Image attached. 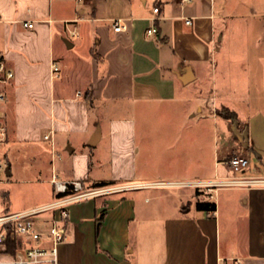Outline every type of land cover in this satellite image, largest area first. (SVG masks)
Returning <instances> with one entry per match:
<instances>
[{
	"label": "crops",
	"instance_id": "crops-1",
	"mask_svg": "<svg viewBox=\"0 0 264 264\" xmlns=\"http://www.w3.org/2000/svg\"><path fill=\"white\" fill-rule=\"evenodd\" d=\"M230 7L228 0H0V56L13 71L0 80L7 128L2 150L10 171V150L25 145L49 153L50 183L54 169L56 178L89 188L97 181L264 176V19L252 54L251 20H230L236 18ZM116 19L124 29H113ZM151 25L157 31L149 35ZM232 30L244 33L236 41L243 51L219 53L221 37ZM65 39L70 47L78 43L79 55L65 56ZM231 115L240 128L247 126V150L227 143ZM218 117L225 131L210 171L201 159L189 161L182 131ZM165 127L178 129L162 132ZM103 145L108 154L100 152ZM239 153L248 164L236 172L226 160ZM102 167L112 171L99 173ZM154 188L128 187L71 203L57 264H264V186L210 185L196 196L166 186L200 200L212 192L228 195L222 214L219 202L209 213L191 211L188 199L161 222L149 212L150 196H139ZM52 214L41 218L47 225L36 219L45 231Z\"/></svg>",
	"mask_w": 264,
	"mask_h": 264
},
{
	"label": "rangeland",
	"instance_id": "rangeland-1",
	"mask_svg": "<svg viewBox=\"0 0 264 264\" xmlns=\"http://www.w3.org/2000/svg\"><path fill=\"white\" fill-rule=\"evenodd\" d=\"M230 3V12H232L234 17L230 20L233 21H243L244 18L251 20V28L248 32V39L250 43V50L252 51V54L258 53V39L260 38V32L262 29L261 21L264 19V0H228ZM246 6V8H242L243 6ZM241 8V9H240ZM248 14H252L251 16H248ZM227 30V28H225ZM67 32V31H66ZM68 36L70 34L67 32ZM244 33L234 32L232 30V33L228 37V33H225V36L221 37V40L219 41V53L223 51H227L229 48L233 50L235 53H239L243 51V47L240 48L237 44V40L241 39V36ZM56 40V38H55ZM229 41L233 44L232 47H229ZM236 42V43H235ZM237 46V47H236ZM66 55L68 56L70 54H77L79 55L80 49L78 48V43L75 44V46L67 48L66 49ZM255 55L253 56V58ZM67 76V75H66ZM69 76H67L68 78ZM107 108V106H105ZM225 109L224 107H217V112H222V110ZM224 119L221 117H218L215 119V122L213 120L205 119L203 122L199 123L198 125H195L193 127H188V129L183 132V138H184V144H186L187 148V155L189 161L195 160V158L201 159L202 163L205 165V169L212 170L214 166V153L216 146L220 148V145L223 141V135H221L222 131H225L224 134L228 137L227 143L231 144V149L235 150L241 145L238 143L237 139L233 137L232 131L230 130V127H225L224 129ZM178 128H167L165 127L161 131H171V130H177ZM195 133H198L200 136L197 138L192 139V135ZM201 137V138H200ZM218 139V141H217ZM217 143V144H216ZM15 148L13 150H10V164H11V175H8L6 180L2 183H0V191H3L2 194H6V197H0V213L4 212L5 210L9 211H18L22 208L30 207V206H37L39 204L46 203L48 201L53 200L56 198V193L53 189L52 183H50L49 178L52 176V166L50 162V155L47 153V155L43 154L44 152H33L31 149H29L25 145H17L14 146ZM104 145L101 146L100 152L106 153L107 150L104 149ZM103 148V149H102ZM242 148V147H241ZM36 159H32L33 156L37 155ZM244 154L245 153H239ZM250 161L254 162L255 158L251 155ZM99 173L102 174H109L112 169L109 167H102L98 168ZM55 176L59 177L60 174L55 173ZM81 186L83 189L89 188L83 181H80ZM90 183V182H87ZM94 182H91L90 185H93ZM107 185H122V184H107ZM96 187V186H95ZM167 187H172L174 189H178L176 191L183 192L187 191H193V194L196 196L198 193H204L207 190H209L207 186H194L190 184H179V185H171ZM188 188V189H186ZM154 189L158 190H151V191H143L139 194L141 197V200H143L144 195L150 196V202L147 205L149 208V212L153 214L154 219L157 222H161L164 216H167L180 208L179 205H182L186 203V201L189 199L191 202L190 210L194 211L195 209V200L196 197H187L191 194H186L187 196H183L177 192H172V189L166 188V186H156ZM197 189H201L200 191H197ZM5 191V192H4ZM119 191V190H118ZM115 192V191H114ZM229 193V192H228ZM227 191H220L219 195L218 193L212 192L211 198L215 202H219V210L221 211V214L225 211V204L224 200L227 197ZM193 196V195H191ZM204 197V195L200 196V198ZM195 198V199H194ZM48 210L41 212L34 216L35 219H39L42 221L41 218L45 217L47 215ZM42 223L44 225H47L46 220L43 219Z\"/></svg>",
	"mask_w": 264,
	"mask_h": 264
},
{
	"label": "built area",
	"instance_id": "built-area-1",
	"mask_svg": "<svg viewBox=\"0 0 264 264\" xmlns=\"http://www.w3.org/2000/svg\"><path fill=\"white\" fill-rule=\"evenodd\" d=\"M153 12L158 7L152 8ZM187 23L190 19H185ZM25 26L31 27L32 22L24 21ZM125 25L121 19H116L113 29L122 30ZM157 31L154 25L147 27V34ZM76 35L75 29L69 31ZM59 67L57 63L51 64V71L56 73ZM13 76V71L0 56V80ZM4 94L0 89V101ZM7 137V128L0 110V183L7 178L6 166L8 165L2 145ZM49 133L44 138H49ZM226 163L236 172H240L248 164V158L244 154H235L226 160ZM51 183L56 193L53 200L28 209L8 211L0 213V264H57L58 245L66 237V223L69 218V205L73 202L109 192L118 191L135 186H171L190 184L194 186H264V176L233 175L213 180L189 179V180H154L145 183L127 185H103L83 189L79 180L64 181L52 177ZM52 210L53 214L45 231L34 218L35 215ZM13 247V248H12Z\"/></svg>",
	"mask_w": 264,
	"mask_h": 264
},
{
	"label": "water",
	"instance_id": "water-1",
	"mask_svg": "<svg viewBox=\"0 0 264 264\" xmlns=\"http://www.w3.org/2000/svg\"><path fill=\"white\" fill-rule=\"evenodd\" d=\"M65 43L68 47L72 45V43L69 42L67 39H65ZM229 118L231 121L230 130L232 131L233 137L237 139V141L244 150H247L249 147V134L247 126L240 128L238 120L235 116L231 115L229 116ZM69 151H71V147L69 148ZM6 173L7 175L11 174L9 164L6 166Z\"/></svg>",
	"mask_w": 264,
	"mask_h": 264
},
{
	"label": "trees",
	"instance_id": "trees-1",
	"mask_svg": "<svg viewBox=\"0 0 264 264\" xmlns=\"http://www.w3.org/2000/svg\"><path fill=\"white\" fill-rule=\"evenodd\" d=\"M95 56H96V54H95ZM85 98H86L87 104L89 106H91L92 103H93V97H92V94H91V89H89L86 92ZM107 184H110V182L109 181H97V182L93 183V186H103V185H107ZM2 192L3 191H0V197H6L7 196V192H6L5 196H4V194H2ZM194 206H195V209H197V210H203V211L209 212V213H212L215 210V208H216L215 201L210 199V198L209 199H205V200L196 199ZM8 211L9 210H5V212H8ZM96 227L98 229V224L96 225Z\"/></svg>",
	"mask_w": 264,
	"mask_h": 264
}]
</instances>
